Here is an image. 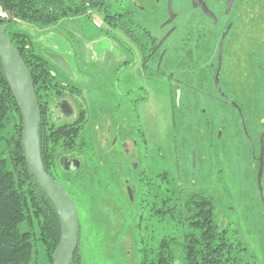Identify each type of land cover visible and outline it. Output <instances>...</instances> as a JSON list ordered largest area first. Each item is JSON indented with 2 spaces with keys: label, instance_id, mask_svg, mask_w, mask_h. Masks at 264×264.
I'll use <instances>...</instances> for the list:
<instances>
[{
  "label": "rangeland",
  "instance_id": "rangeland-1",
  "mask_svg": "<svg viewBox=\"0 0 264 264\" xmlns=\"http://www.w3.org/2000/svg\"><path fill=\"white\" fill-rule=\"evenodd\" d=\"M252 3L255 37L228 47L226 44L228 66L222 78V89L243 102L244 128L233 109L211 99L208 93H188L193 96L188 101L181 96L183 86L169 87L157 75L141 72L136 46L122 37V31L108 22L101 9L46 28L17 22L15 29L28 35L35 53L47 60V54L54 53L67 62L68 73L56 68L50 59L49 66L58 82L77 87L79 98L88 107L81 136L75 137L80 146L63 150L58 149L60 142L55 146L60 154L79 148L75 153L80 159L79 169L68 171L55 164L51 170L77 208L80 264H139V234L146 245L156 246L162 238H178L185 230V216L178 215L175 205L170 211V206L174 197L184 199L189 192L209 195L219 230L241 242L245 258L264 264V203L254 159L264 121V0L250 4L241 0L239 10L241 23H246ZM186 5L185 0L173 1L179 29L186 27L192 13ZM244 7L247 12L242 15ZM164 17L160 9L148 16L134 14L137 24L154 36L162 34ZM93 18L100 26L92 23ZM105 34L119 37L111 39ZM180 35L164 43L166 55L191 52L178 45ZM215 45L213 38L207 44H196L195 55H208L194 62L199 68L211 61L209 55H215ZM232 55H240L241 63L235 85ZM124 61L133 65L129 69L137 78L130 88L125 80L128 70L121 67ZM205 74H201V81L209 80ZM206 87L213 95L210 85ZM123 139L135 143L133 153L125 155L119 145H109ZM0 157L8 158L1 140ZM131 160H138L137 169H132ZM126 185L135 189L132 201ZM262 189L264 197V167ZM159 210L167 214L156 212ZM172 264H183L179 249L174 250Z\"/></svg>",
  "mask_w": 264,
  "mask_h": 264
},
{
  "label": "trees",
  "instance_id": "trees-1",
  "mask_svg": "<svg viewBox=\"0 0 264 264\" xmlns=\"http://www.w3.org/2000/svg\"><path fill=\"white\" fill-rule=\"evenodd\" d=\"M0 6L7 14L2 22L6 25L4 32L23 58L34 83L39 103L40 157L46 172L53 177L51 170L60 155L56 144H71L76 136L73 131H59L65 125H54L53 133L46 134L43 90L55 77L51 74L49 59L35 53L28 35L15 26L18 21H24L46 28L63 19L101 9L108 16V22L122 30V21L115 18L120 8L108 10L105 0H0ZM0 140L5 143L8 154V158L0 157V264H51L60 236V219L53 201L22 157L21 116L1 60ZM173 205L179 216H185V230L178 238H162L156 246L146 245L139 234V264H172L175 249L181 251L183 264H256L251 257H244L246 249L240 241L219 230L214 201L209 195L189 192L184 199L174 197L170 211H174ZM156 212L167 214L163 210ZM78 251L77 247L70 264H80Z\"/></svg>",
  "mask_w": 264,
  "mask_h": 264
},
{
  "label": "flooded vegetation",
  "instance_id": "flooded-vegetation-1",
  "mask_svg": "<svg viewBox=\"0 0 264 264\" xmlns=\"http://www.w3.org/2000/svg\"><path fill=\"white\" fill-rule=\"evenodd\" d=\"M105 1L108 4V10L113 11L120 8V12H118V15H115V18H119L122 21V37L136 46L137 53L139 54L141 59V72L157 75L158 77L162 78L169 87L172 85L183 86L185 92L181 96H183V98L188 101L192 100L193 98V96L188 95V93L197 92L198 90L202 91L205 95H207L208 93L209 95L207 96H210L211 99L217 100L233 109L235 111L236 117H238L239 124H241L244 128V125L246 123L243 102L237 96L232 97L222 89V78L225 71H227L228 66L229 55H225L228 53L226 44L228 47L230 43L234 45L238 44L239 41L243 42L244 39H247V37L250 40L255 37L256 24L255 8L253 3L249 5L248 8V20H246V23H244L245 20L243 23H241L239 10L241 0H185V3H187L186 6H188L187 10H191L192 13L188 17L186 27L183 29H179L178 25L176 24L178 12L173 9L174 0ZM251 1L252 0H249V4ZM123 3H125V7L122 6ZM168 5H170V12L168 9ZM157 9H160L162 15H165L164 19L160 23V27L162 30V34L160 36L152 35L149 30H147L143 26L138 25L134 19V14L148 16ZM245 12L247 11L244 7L242 9V15H244ZM177 33H181L177 41L178 45L180 47L186 46V49H190L191 52H189V54L177 53L175 55H166L167 51L163 45ZM105 35L111 39L119 37L118 35L114 37L112 34ZM210 38H213V40L216 39L215 55H209L211 57V61L203 65L204 67H202L201 69L198 67V64L196 65L194 62L198 61L199 59L202 60V58L208 57V55H195L197 52L194 51V47H196V44L198 43H200V45L207 44ZM221 39L222 52L217 84L222 94L217 91L215 86V75L217 73V67L219 63L218 47ZM121 43L124 44L126 50L132 51L131 47L128 46V44H126L125 42ZM202 53L203 52H200L199 54ZM239 57L240 55H232L233 85L239 82L238 71L241 64L239 62ZM109 60H111L110 57ZM126 63H128V61H124V65H122L121 67L125 70H128L125 80L127 81V88H130L132 87V85L137 83V78L132 74L131 69H129V67H132L133 65ZM54 66L56 68L62 69L66 73L69 72L55 63ZM205 73L209 75V80L207 79V77H205L207 80L201 81V74H204L205 76ZM51 74L53 77H55L52 70ZM208 84L214 92L213 95L206 90V86H208ZM178 89L181 88L179 87ZM43 93L44 96L42 98V106L45 116L44 123L46 124V134L53 133L54 128H52V126L54 125H65L66 127L63 128L64 130L62 129L59 131H73L76 137L78 135L81 136V131L84 129V125L86 122L88 107L85 100L79 98L80 92L79 90H77V87L75 88L69 86L65 82H58L56 79H54L53 81H51L49 87L43 90ZM178 97L180 98L179 93ZM262 125L263 129L258 137V153L254 158L257 161V170L259 166L258 158L260 156L261 137L263 138L264 146V121L262 122ZM218 135H220V133ZM81 138L82 140L84 139L83 136ZM75 140L76 138L74 139V142H72V144L61 142L58 149L63 150L69 149L74 146H80V141L78 140L76 142ZM109 145L113 148L119 145L120 151L123 154L128 155L130 152H134L132 147L135 146V143L133 141L123 139L119 144L114 141L110 142ZM78 149L79 148H75L74 150H72V152L63 151L57 158V165L64 169L65 160H70L69 158H72L80 161L79 157L75 155ZM131 164L133 166L132 169H137L139 166L138 160H131ZM128 189L131 196V193H134L135 189H131L128 185H126L127 196ZM129 199L130 201H132V196L131 198L129 197Z\"/></svg>",
  "mask_w": 264,
  "mask_h": 264
},
{
  "label": "water",
  "instance_id": "water-1",
  "mask_svg": "<svg viewBox=\"0 0 264 264\" xmlns=\"http://www.w3.org/2000/svg\"><path fill=\"white\" fill-rule=\"evenodd\" d=\"M170 12V5H168ZM0 19V60L5 76L13 91L21 116V151L24 162L39 185L53 201L60 219V236L55 247L51 264H70L72 256L78 247L79 220L77 208L61 183L53 179L45 170L39 149V103L30 71L17 48L4 32L6 25ZM222 39L218 47L219 63L215 75V86H218ZM48 58L61 68L70 72L69 65L59 55L48 53ZM241 116V114H240ZM65 160V170L77 171L80 161L69 158ZM259 166L256 175L257 187L264 203L262 189V174L264 167V146L261 137ZM128 195L130 191L128 189Z\"/></svg>",
  "mask_w": 264,
  "mask_h": 264
},
{
  "label": "built area",
  "instance_id": "built-area-1",
  "mask_svg": "<svg viewBox=\"0 0 264 264\" xmlns=\"http://www.w3.org/2000/svg\"><path fill=\"white\" fill-rule=\"evenodd\" d=\"M6 16H7L6 12H5V11L1 8V6H0V19L3 20V19L6 18ZM92 23H93L95 26H97V27L100 26V22H99V20H97L96 18H93Z\"/></svg>",
  "mask_w": 264,
  "mask_h": 264
}]
</instances>
